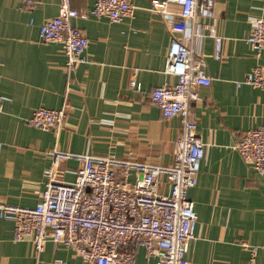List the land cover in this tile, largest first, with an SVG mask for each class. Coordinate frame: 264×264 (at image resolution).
Listing matches in <instances>:
<instances>
[{"label": "crops", "instance_id": "0c3cea01", "mask_svg": "<svg viewBox=\"0 0 264 264\" xmlns=\"http://www.w3.org/2000/svg\"><path fill=\"white\" fill-rule=\"evenodd\" d=\"M34 1L23 10L22 0H0V201L34 207L54 150L171 165L180 124L163 119L150 101L153 88L176 83L164 71L167 20L152 9L164 0H129L133 15L115 23L88 14L95 0H71L81 14L71 24L88 40L83 61L72 69L62 44L39 37V27L58 15L60 0ZM254 18L264 19V0H216L214 18L200 20L215 25L223 40L219 61L212 38L197 43L211 84L198 87L200 101L190 104L207 152L188 191L197 214L189 264H247L243 245L257 246L255 264H264V175L234 149L242 133L264 122V91L236 86L254 66L264 65V50L257 56L246 41ZM132 80L136 88L129 86ZM37 108H64L62 129L33 128L28 120ZM79 164L59 163L55 179L73 182ZM135 179L133 173L128 177ZM160 189L168 190L164 177ZM12 227L0 219V264H81L70 248L51 241L39 254L29 241L13 242ZM136 264H145L142 249Z\"/></svg>", "mask_w": 264, "mask_h": 264}, {"label": "built area", "instance_id": "2783aa9c", "mask_svg": "<svg viewBox=\"0 0 264 264\" xmlns=\"http://www.w3.org/2000/svg\"><path fill=\"white\" fill-rule=\"evenodd\" d=\"M215 3L216 0H164L152 6L166 18L171 33L164 71L175 76L176 83L153 88L150 101L163 119L179 121L173 163L160 166L54 150L51 165L44 170V189L34 207L0 201V219L12 223L13 242L29 241L39 254L51 241L70 248L81 264H136L138 249L144 253L145 264H189L186 254L195 238L197 214L188 191L196 185L207 152L190 104L200 101L198 87L211 84L197 43L204 37L212 38L213 57L221 59L222 36L215 25L203 26L200 22L214 18ZM34 5V0H22L20 8L30 10ZM133 11L129 0H95L88 14L115 23L131 17ZM79 16L71 0H60L58 15L39 27L43 42L62 44L69 69L83 61L88 47L85 35L71 24ZM246 41L259 56L264 50V19L252 20ZM242 85L264 91V65L254 66L236 83L237 87ZM129 86L136 88L135 81H130ZM2 109L0 96V113ZM65 116L64 108H37L28 122L35 129L57 132ZM234 149L254 171L264 175V122L242 133ZM69 159L80 163L74 181L55 179L59 163ZM131 173L136 175L133 182L128 181ZM161 177L168 187L166 193L160 189ZM243 247L249 253L247 264H255L258 247Z\"/></svg>", "mask_w": 264, "mask_h": 264}]
</instances>
